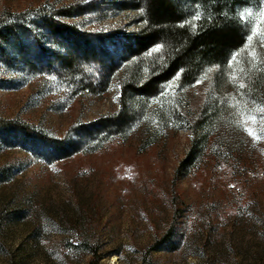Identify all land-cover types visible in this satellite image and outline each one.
Masks as SVG:
<instances>
[{
    "label": "rangeland",
    "instance_id": "374dc122",
    "mask_svg": "<svg viewBox=\"0 0 264 264\" xmlns=\"http://www.w3.org/2000/svg\"><path fill=\"white\" fill-rule=\"evenodd\" d=\"M146 4L0 0V16L70 8L56 18L90 41L36 25L0 40V119L34 130L0 128V264H264V79L245 92L264 77V0L237 9L247 40L218 93L217 68L186 88L176 78L126 97L121 129L90 135L124 113L121 58ZM70 52L74 78L59 67ZM210 116L196 166L181 168ZM64 141L76 149L58 160Z\"/></svg>",
    "mask_w": 264,
    "mask_h": 264
},
{
    "label": "trees",
    "instance_id": "16d2710c",
    "mask_svg": "<svg viewBox=\"0 0 264 264\" xmlns=\"http://www.w3.org/2000/svg\"><path fill=\"white\" fill-rule=\"evenodd\" d=\"M146 19L141 23L140 31L133 38L131 46L122 56L124 67L121 70L123 96L120 115L110 116L100 121L103 129L91 132L90 135H104L112 129H121L130 118L126 97L139 94L142 97L155 96L160 86L173 79L179 85L190 86L206 72L213 68L218 71L214 75V90L218 93L223 83L226 65L232 56L243 51L248 33L246 27L237 16V9L249 0H146ZM194 11L191 15L190 12ZM188 15L194 22L188 23ZM59 17H71L69 9L49 11L42 7L31 12L3 13L0 16V40L12 35L16 30L31 29L39 26L43 29H55L63 35H70L80 40V46L89 47V36L81 34L75 26L62 22ZM86 51L87 48H85ZM77 54L70 52L59 60L62 73L73 76L77 69ZM249 74L246 79L245 92L260 95L259 86L264 79ZM245 88V89H246ZM133 105V103H132ZM126 109V110H125ZM224 111V106L217 97L212 105V116ZM212 116L206 118L202 125L203 136L199 146H193L181 162V168L196 166L197 154L209 141V129ZM126 117V118H125ZM21 128L26 133H34L31 127L16 124L14 121L0 119V128ZM73 145L64 141V154H57L58 160L68 159ZM56 155V154H54ZM95 261V260H94Z\"/></svg>",
    "mask_w": 264,
    "mask_h": 264
}]
</instances>
